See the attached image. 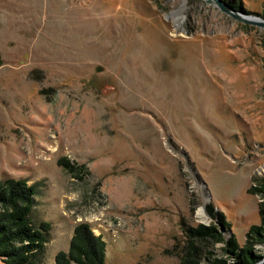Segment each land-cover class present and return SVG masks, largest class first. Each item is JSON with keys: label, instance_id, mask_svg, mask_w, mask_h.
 Listing matches in <instances>:
<instances>
[{"label": "rangeland", "instance_id": "obj_1", "mask_svg": "<svg viewBox=\"0 0 264 264\" xmlns=\"http://www.w3.org/2000/svg\"><path fill=\"white\" fill-rule=\"evenodd\" d=\"M239 1L264 19V0ZM0 55V179L36 184L43 264L80 223L104 264L177 263L187 227L218 224L208 203L239 246L259 224L262 27L204 0H0ZM197 244L199 264L221 254Z\"/></svg>", "mask_w": 264, "mask_h": 264}, {"label": "trees", "instance_id": "obj_2", "mask_svg": "<svg viewBox=\"0 0 264 264\" xmlns=\"http://www.w3.org/2000/svg\"><path fill=\"white\" fill-rule=\"evenodd\" d=\"M222 2L236 11L245 12L239 0ZM57 163L76 178L82 177L83 166L69 164L64 157ZM252 181L247 193L260 199V222L249 227L243 246H239L233 234L228 233L225 236L229 223L220 211L208 203L207 212L218 224L200 223L195 227H187L186 245L175 264H199L200 248L197 243L207 240L212 244H220L221 254H204L206 264H257L261 261L262 256L255 252V246H264V175L253 177ZM36 195V184L29 183L27 179H0V264H43L41 256L45 251L51 224L46 221H33ZM105 256L106 243L103 236L95 235L88 224L80 223L73 230L67 250L59 251L54 256V264H104Z\"/></svg>", "mask_w": 264, "mask_h": 264}, {"label": "water", "instance_id": "obj_3", "mask_svg": "<svg viewBox=\"0 0 264 264\" xmlns=\"http://www.w3.org/2000/svg\"><path fill=\"white\" fill-rule=\"evenodd\" d=\"M206 3L213 5L221 13L233 17L236 20L242 21L244 23L257 25L264 29V19L258 17H248L242 12L236 11L222 2V0H204ZM2 64V58L0 55V65ZM101 70V67L97 68V71ZM257 264H264V257Z\"/></svg>", "mask_w": 264, "mask_h": 264}, {"label": "bare ground", "instance_id": "obj_4", "mask_svg": "<svg viewBox=\"0 0 264 264\" xmlns=\"http://www.w3.org/2000/svg\"><path fill=\"white\" fill-rule=\"evenodd\" d=\"M180 11H181V10H180ZM180 11H179V12L177 11V12H178V13H180ZM199 214H200V215H203V213H202V210H201V209H199Z\"/></svg>", "mask_w": 264, "mask_h": 264}]
</instances>
